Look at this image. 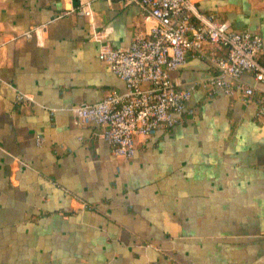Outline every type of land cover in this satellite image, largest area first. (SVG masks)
Returning <instances> with one entry per match:
<instances>
[{
    "label": "crops",
    "instance_id": "crops-1",
    "mask_svg": "<svg viewBox=\"0 0 264 264\" xmlns=\"http://www.w3.org/2000/svg\"><path fill=\"white\" fill-rule=\"evenodd\" d=\"M195 3L258 32L264 65V0ZM78 4L0 0V264H264V80L245 72L231 94L208 90L225 50L190 51L171 72L192 89L184 118L116 155L75 109L124 92L99 46H128L142 9L67 12Z\"/></svg>",
    "mask_w": 264,
    "mask_h": 264
},
{
    "label": "built area",
    "instance_id": "built-area-1",
    "mask_svg": "<svg viewBox=\"0 0 264 264\" xmlns=\"http://www.w3.org/2000/svg\"><path fill=\"white\" fill-rule=\"evenodd\" d=\"M132 1L142 9L145 31L126 47L101 41L98 51V57L124 81V92L111 89L99 101L75 109L77 124L100 125L112 151L126 158L135 153L137 135L150 137L184 118L192 89L181 87L171 72L186 61L190 51H200L205 44L225 50L210 57L218 72L202 81L208 90L220 88L231 94L235 87L232 79H239L245 72L264 80V65L259 61L262 37L258 32L234 29L227 19L200 12L195 0ZM91 2L79 0L78 6L67 12L90 16ZM36 28L25 34L30 36ZM144 83L149 86L144 87ZM242 89L246 96L253 93L251 86ZM17 98L28 95L18 93Z\"/></svg>",
    "mask_w": 264,
    "mask_h": 264
}]
</instances>
